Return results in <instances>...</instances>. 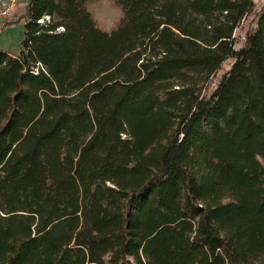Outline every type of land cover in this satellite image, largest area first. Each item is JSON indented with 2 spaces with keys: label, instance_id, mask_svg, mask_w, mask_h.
<instances>
[{
  "label": "trees",
  "instance_id": "trees-1",
  "mask_svg": "<svg viewBox=\"0 0 264 264\" xmlns=\"http://www.w3.org/2000/svg\"><path fill=\"white\" fill-rule=\"evenodd\" d=\"M88 1L0 48V264H264V3Z\"/></svg>",
  "mask_w": 264,
  "mask_h": 264
},
{
  "label": "rangeland",
  "instance_id": "rangeland-1",
  "mask_svg": "<svg viewBox=\"0 0 264 264\" xmlns=\"http://www.w3.org/2000/svg\"><path fill=\"white\" fill-rule=\"evenodd\" d=\"M257 5L263 4L264 0H255ZM26 6V5H25ZM25 6H21L16 14V18L13 19L16 22H0V48L17 53L20 41L22 39V24L24 18L22 17L25 11ZM87 8L91 15L95 19L96 24L105 30L113 29L121 15V9L114 0H89L87 2ZM227 69V64H223L222 67L215 73L212 78V82L206 85V89L213 85V81L221 76V74Z\"/></svg>",
  "mask_w": 264,
  "mask_h": 264
},
{
  "label": "built area",
  "instance_id": "built-area-1",
  "mask_svg": "<svg viewBox=\"0 0 264 264\" xmlns=\"http://www.w3.org/2000/svg\"><path fill=\"white\" fill-rule=\"evenodd\" d=\"M27 0H0V22L4 21H14L16 18V14L21 6L26 5ZM45 19H49L48 16L44 17ZM44 19H38V22H42Z\"/></svg>",
  "mask_w": 264,
  "mask_h": 264
}]
</instances>
